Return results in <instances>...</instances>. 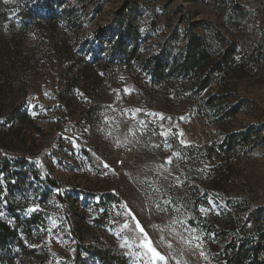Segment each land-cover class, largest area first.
<instances>
[{
	"label": "rangeland",
	"instance_id": "1",
	"mask_svg": "<svg viewBox=\"0 0 264 264\" xmlns=\"http://www.w3.org/2000/svg\"><path fill=\"white\" fill-rule=\"evenodd\" d=\"M3 3L0 264H146L128 209L168 264H222L232 239L264 264V0ZM191 34L198 82L171 71Z\"/></svg>",
	"mask_w": 264,
	"mask_h": 264
},
{
	"label": "trees",
	"instance_id": "2",
	"mask_svg": "<svg viewBox=\"0 0 264 264\" xmlns=\"http://www.w3.org/2000/svg\"><path fill=\"white\" fill-rule=\"evenodd\" d=\"M3 2L4 0H0V43L5 39L11 38L10 49L17 50L19 44H21L19 40L21 36L17 37L16 25L12 21L9 22L8 30L10 31V37L3 38L2 19L3 15H5ZM19 18L20 21L23 20L22 16H19ZM23 31L22 33H24ZM183 53L186 58L172 68V73L176 75L177 80L179 78L185 79L190 75L194 78L195 82H198L203 71L210 67L208 44L203 38L191 34L186 41V47ZM259 216L260 210L256 209L249 212L245 218H241V231L246 235L258 234L261 230ZM14 236L15 233L0 220V248L6 245V242L14 238ZM259 247L258 245L246 246L243 242L232 239L222 247V264H261V252ZM101 261L103 264H112L113 258L110 256L106 258L105 256ZM119 264H121V262H119Z\"/></svg>",
	"mask_w": 264,
	"mask_h": 264
},
{
	"label": "snow or ice",
	"instance_id": "3",
	"mask_svg": "<svg viewBox=\"0 0 264 264\" xmlns=\"http://www.w3.org/2000/svg\"><path fill=\"white\" fill-rule=\"evenodd\" d=\"M5 2H7V0H5ZM126 91H128V90L126 89ZM136 111H139V109H137ZM161 119H163L162 116H161ZM182 119H183V117H182ZM162 135H167V133H162ZM178 135L183 136V132L178 133ZM180 142H181V144H184L185 146H187L186 141L181 140ZM168 163H171L170 159H169ZM104 166L108 167L107 164H105ZM161 167H163V165ZM177 179H179V178H177ZM124 207L127 209V205H125ZM35 210H36V208H30L29 212H32ZM200 211L202 213H206L207 211H210V209L201 208ZM128 215H130L132 217L133 221H135L133 231L138 232L140 234V236L142 237L139 240L138 247L145 249L146 250L145 255L150 256V258L147 260L146 264H168L167 258L163 254H161L158 251V249L154 246L151 238L148 236L147 232L145 231V228L141 225L140 221L136 218L135 214L132 213L130 209H128ZM52 223H53V226L55 227V221H53ZM129 227H130V225L128 224L127 221H125L122 225V228H124V229H128ZM192 239L197 241V243L195 244V247L200 248V244L198 243L199 237H193ZM125 243H127V239L125 240ZM186 243H191V241L190 240L186 241ZM169 247H171L170 244H169ZM200 255L203 256L205 259H207L203 250L200 251Z\"/></svg>",
	"mask_w": 264,
	"mask_h": 264
},
{
	"label": "built area",
	"instance_id": "4",
	"mask_svg": "<svg viewBox=\"0 0 264 264\" xmlns=\"http://www.w3.org/2000/svg\"><path fill=\"white\" fill-rule=\"evenodd\" d=\"M117 166H121L122 165V161H119L118 163H116Z\"/></svg>",
	"mask_w": 264,
	"mask_h": 264
}]
</instances>
